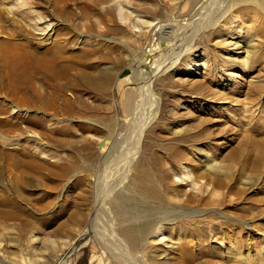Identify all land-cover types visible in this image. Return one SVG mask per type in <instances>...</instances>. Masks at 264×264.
<instances>
[{
  "label": "rangeland",
  "instance_id": "rangeland-1",
  "mask_svg": "<svg viewBox=\"0 0 264 264\" xmlns=\"http://www.w3.org/2000/svg\"><path fill=\"white\" fill-rule=\"evenodd\" d=\"M224 3L0 0V9L11 12L2 10V24L17 32L14 25L26 23L33 31L30 44L41 52L53 41L66 44L67 56L77 62L71 73L77 74L81 109L56 114L18 106L11 95L0 94V107L10 114L0 123L18 126L0 124V264H58L64 258L71 264L264 263V16L238 1H231L222 16ZM88 4L94 6L92 14ZM118 14L129 20L120 24ZM168 31L174 36L169 41ZM6 36L3 31L0 42ZM155 61L163 70L144 93L151 91L153 99L147 96L133 118L139 71ZM95 82L101 88L91 89ZM16 105L21 110L13 113ZM150 114H155L152 122L137 139L136 128ZM103 142L115 144L106 161ZM21 151L40 167L14 166L23 160ZM200 151L220 173L209 175L201 168ZM127 163L136 194L175 219L147 240L143 259L136 255L140 247L124 236L138 221L128 220L137 210L127 209L122 188L90 225L95 198L110 193ZM183 167L201 184L211 178L220 185L192 190L182 181ZM152 176L156 185L168 183V199L156 193L155 185L142 184ZM191 192L218 203L187 202ZM86 229L91 239L83 240L80 233Z\"/></svg>",
  "mask_w": 264,
  "mask_h": 264
},
{
  "label": "bare ground",
  "instance_id": "bare-ground-1",
  "mask_svg": "<svg viewBox=\"0 0 264 264\" xmlns=\"http://www.w3.org/2000/svg\"><path fill=\"white\" fill-rule=\"evenodd\" d=\"M100 1H102V0H99V2ZM210 1L211 0H209V2ZM231 1L232 2L238 1V2L249 4V5H254L257 9L260 10V12L264 16V2H263V0H227L228 5L224 3L225 5H227V7L224 9L222 16H224L229 11V9H231L228 7L231 4ZM80 3L87 4V3H83V2H80ZM216 3L217 2H215V3L212 2L210 6L215 7ZM63 4H65V3H63ZM213 4H215V5H213ZM222 4H220V5H222ZM225 5H223V6H225ZM66 8H67V6H65V5L62 7V9L64 11L66 10ZM109 8L111 9V6ZM210 8L212 11H214L212 7H210ZM2 10L6 11L7 15H9L11 13L10 10L5 9V7L3 9H0V34L3 31H5L7 33V36L4 37L3 41L0 42V94L1 95L4 94L6 96L11 95L12 96L11 98L13 100H17L18 103H21V104L17 103L18 106L21 105V107H24V108H29V109L34 108L37 110H51L56 114L61 113V112L63 113L65 111L68 113H72V115L75 113H79L81 111V109L78 106V105H80V102H79L80 99L76 95L77 85L75 84V77L77 76V74L71 73L74 70V67L77 65V62L75 61L76 60L75 57H73L71 55L67 56L66 51H65L66 44H64L63 42L60 43L58 41H53V43H51L50 47H49V45H47L48 47L46 46L45 51L41 52V50L39 49V46H37L36 44L35 45L30 44L29 36L31 35V33L33 31L26 23L21 22V24L19 26L14 25L17 32L16 31L12 32L10 28H7L6 26H4L2 24V18H3ZM86 10H87L88 14H92L95 11L94 6L91 4L90 5L88 4L86 6ZM218 11H219V9H218ZM99 12H102V11H99ZM21 13L27 14L24 11H22ZM66 13H67V15L72 16V14L70 12H66ZM118 16H119V14H118ZM40 17H41V19H38L39 22L43 19L42 16H40ZM103 17H105L106 19H109V18L111 19V17L107 18L104 15H103ZM115 19H117V17ZM118 19L120 20V24L126 23V21L129 20L125 14H123L121 17L119 16ZM198 27H200V26H198ZM198 30H199V28H198ZM198 30L195 31V28H194V31L196 33L198 32ZM185 33H187V32H185ZM192 33H193V31H192ZM14 34H21V36H23L24 40L23 39L22 40L16 39ZM172 34H173L172 32L169 34V31L165 32V36H166L165 39H167L168 41L173 39L170 37ZM186 35H188V34H186ZM172 37H174V36L172 35ZM185 40H187V39H185ZM188 41H189V39H188ZM164 44H166V43H164ZM234 45L238 46V42H235ZM3 46L5 48H3ZM244 46H246V45H244ZM155 55H157V54H155ZM159 55H157L158 59L155 56L156 60H159ZM162 55H164V54H162ZM170 56H172V54ZM192 66H195V64H192ZM162 68L163 67L160 64L158 65L157 61H155L152 65L150 64V66L146 67V71H139V75H141V76H139L138 79H139V83L141 84V86L137 88L138 101L134 104L135 109L133 111V118H134V116H136L137 114L140 113V111H141L140 106L144 104L143 103L144 99L147 96L149 98L153 99L152 95H151V91L150 92L148 91V95L144 96L145 88L146 89L150 88V85H151L153 78L157 77V73L162 71L163 70ZM169 68L170 67H168V69ZM177 71H179V69H176V72ZM101 86H102V84L95 82V83L91 84V89L101 88ZM151 89H152V87H151ZM66 90L71 91V94L69 95V97H67V95H65ZM106 94L107 93H105L103 96H106ZM18 106L16 105L18 110L13 112V113L19 112V109L21 110V108ZM14 107L15 106H13V108ZM9 116H10V114L8 113V109L6 107H0V119L7 118ZM153 116H155V114H150L148 117L144 118L142 122L140 121L141 122L139 124L140 126L138 125L139 127L136 128L137 139H139V136L141 135V133L143 132L145 127L149 123L152 122V119L154 118ZM0 124L3 126H11V125H9L8 122H6V123L2 122ZM11 128L13 130H18V126H15V125H12ZM132 138H133V136H132ZM137 139H136V141H137ZM137 143H139V142H137ZM114 147H115L114 142L113 143L112 142H109V143L103 142L101 144V146H100L101 150L103 152L107 151L106 156H105V161L112 157V154L115 151ZM197 153H199V152H197ZM19 154H20V156H22L23 160L18 161V162L15 161L14 166L22 167L23 169H25V168L29 169L32 167H36V168L40 167L39 165H37L35 163L34 157L27 156V154L24 151H21V153H19ZM131 155H133V154H131ZM200 156H202L204 158L203 161H200V166L202 169L205 170V172H207V174L215 175V173L221 171L219 168H216V166L214 165L215 163L212 162V160H210V158L207 155H205L203 152H201ZM6 157L11 158V156H9V155H6ZM124 160L126 161L127 159H124ZM108 165H110V164H108ZM107 167L109 168V166H107ZM118 167H120V166H118ZM121 168H123V167L121 166ZM130 168H132V166L129 163H127V165L124 166L123 172H122V174H120L121 176H118V178L116 179V181L114 183L115 185L114 186L110 185L113 188L110 190V193L108 195H106V197H96L95 198V205H94L93 213H92L93 217H92V220L90 221V225L96 224L97 218L100 216L98 211L101 208V206H103L104 209H109V207H111V205H112L110 201L112 200V198H114L113 196H114L115 191L122 188L123 190L121 189L120 194L124 193L123 197H125L124 200L127 203V209H132V210L136 209L137 210L135 215L132 214L133 212L128 213V220L138 221L137 226L129 227L124 232V236L127 238V241L129 242V244H131L133 247H140L139 251L136 252V255H138L139 257L142 258V257H144V255H143L144 254V245L146 244L147 240L149 238H155L159 232H163L165 222H169V223L173 222L174 223L175 219L168 220L167 216H162L163 213L167 212L168 210L161 211V210L152 209L151 207H148L147 204L140 198L141 196H138L136 194V191H134L130 186V175H129L130 174V171H129ZM140 168H141V166H139V167L137 166L135 168V170H138ZM183 169L185 170V174H184L185 179L182 181L185 182V185L190 187L192 190H194V187L197 185H198V189L201 192H203L204 191L203 189H205L207 186L209 187L211 185L212 186L211 189H215L216 187H218L220 185V183L216 182L215 180H213L211 178H208L207 181H205V182L203 181L204 183L201 184L198 182L201 179L198 178L197 174H195L188 167H183ZM62 171L60 170L61 173H62ZM112 183H113V181H112ZM107 184H108V182H107ZM142 184L155 185L156 186V193H158L162 199H168V198H166L167 195H164V191L167 192L168 187H169L168 183H166L165 181L161 180L160 184L156 185L154 182V178L152 176L146 182L143 181ZM126 185L128 186V188L126 187ZM245 186H248V185L245 184ZM157 188H158V190H157ZM103 189L105 190V188H103ZM108 190H105V191L108 193ZM210 192H212V191H210ZM103 193H105V192H103ZM224 197H226V196H224ZM215 198H217V197H215ZM188 199L189 200L187 202H189V201L195 202L196 201L197 203L200 201H202V202L203 201H209V202H215L216 201V199H212L210 196L203 198V197L196 195L193 192H191L188 195ZM213 204H215V203H213ZM170 214H171V212H170ZM180 215L183 216L184 214H180ZM132 228H134L136 230H134ZM133 232H135V233H133ZM91 233L92 232H90L89 229L83 230L80 233V238H83V240L89 239V238L91 239ZM117 238L118 237H114L113 239H115V242L119 245V241L117 240ZM261 238H262V241L264 242V233L261 234ZM231 256L235 258V256H237V255L231 253ZM61 261L63 262L62 264H71L70 261L69 262L66 261V258L62 259ZM60 262L58 264H60Z\"/></svg>",
  "mask_w": 264,
  "mask_h": 264
}]
</instances>
